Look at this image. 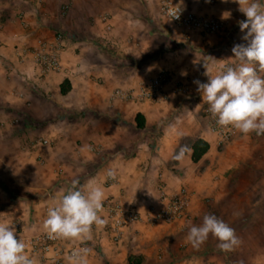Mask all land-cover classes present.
I'll use <instances>...</instances> for the list:
<instances>
[{"label": "crops", "instance_id": "obj_1", "mask_svg": "<svg viewBox=\"0 0 264 264\" xmlns=\"http://www.w3.org/2000/svg\"><path fill=\"white\" fill-rule=\"evenodd\" d=\"M171 1L225 30L203 36L183 29L159 13L157 0H0V219L23 236L41 235L48 207L74 181L101 186L103 205L143 214L162 207L160 188L167 196L185 188L184 225L131 224L117 243L102 226L91 239H61L59 247L85 245L86 264H264V195L229 192L232 167L214 166L219 146L194 83L208 81L206 68L214 75L220 64L233 63L232 48L246 43L238 26L246 17L232 0ZM224 11L231 18L221 19ZM56 34L70 41L61 53L63 72L41 77L28 53ZM161 71L171 76L166 100L139 101L142 85ZM177 83L187 86L188 98L175 92ZM116 91L124 97H113ZM199 139L209 150L193 163L191 146ZM185 145L190 151L177 160ZM205 214L229 224L240 244L221 251L211 235L199 248L187 243L189 228ZM34 257L50 264L54 255Z\"/></svg>", "mask_w": 264, "mask_h": 264}, {"label": "clouds", "instance_id": "obj_2", "mask_svg": "<svg viewBox=\"0 0 264 264\" xmlns=\"http://www.w3.org/2000/svg\"><path fill=\"white\" fill-rule=\"evenodd\" d=\"M227 3L228 0H223ZM239 5V11L246 17L238 21L242 39L246 43L232 48L233 63H222L216 74L206 66V83L199 80L197 91L208 111L221 128L232 129L243 135L255 133L264 135V4L260 0H232ZM179 8L174 17L178 18ZM231 18L230 11H224L221 19ZM190 151L182 146L175 158L181 160ZM74 181L67 190H62L47 209L42 228L52 239L83 240L91 239L94 228L102 227L104 190L89 181L83 187ZM33 226L32 231H36ZM218 240L221 251L233 250L240 244L235 230L213 214H205L199 226L189 228L186 242L199 248L209 238ZM84 253L87 250H82ZM74 264H86L81 251L74 252ZM0 264H38L29 254L25 240L19 236L14 224L0 219Z\"/></svg>", "mask_w": 264, "mask_h": 264}, {"label": "built area", "instance_id": "obj_3", "mask_svg": "<svg viewBox=\"0 0 264 264\" xmlns=\"http://www.w3.org/2000/svg\"><path fill=\"white\" fill-rule=\"evenodd\" d=\"M218 1L219 0H208L212 5L216 4ZM157 5L159 13L164 18L183 29L196 31L203 36L217 35L225 30V26L220 21L213 18L198 16L173 3L171 0H157ZM178 8V18H175L174 15ZM20 20L22 22L21 25L25 27L26 25L22 21V17H20ZM102 20L105 22L106 18L104 17ZM105 29L110 30V27L107 25ZM69 44L70 41L68 38L62 34H56L53 42L47 43L42 40L37 41L35 48L28 54L31 55L32 64L39 70L41 77L51 73L63 72L61 53ZM20 60L23 61L22 57ZM20 77L25 81L30 80L27 74H22ZM170 82L171 76L168 72H159L147 83L142 85L137 93L138 100L141 102L166 100L165 86ZM174 90L180 97L184 99L188 98L189 90L186 85L177 83L174 85ZM113 97L122 98L124 95L116 91ZM201 116L206 122L208 130L216 137V142L219 147L232 141L240 134L238 131L218 126L211 117L207 104L203 106ZM43 144H46V141H43ZM108 182L113 183V179L109 177ZM159 191L160 199L163 201L162 207L156 211L150 209L144 214L136 210L133 206L124 208L109 201L104 203L103 207L106 210V217L104 219L106 223L103 225V231L108 233L110 241L113 243L120 242L123 230L131 224L144 223L149 226H154L161 223L170 226L175 224L184 225L188 221V209L190 204V195L188 191L185 188H181L179 193L174 196H167L162 188H160ZM19 236L25 240L30 255L44 256L48 253H52L54 257L53 260L50 261V264H64L63 256L71 258L73 253L77 251H81V254L85 255L86 253L82 250H87L85 245H75L68 251H62L59 247L61 239L49 238L45 232L35 237H26L17 233V238H19Z\"/></svg>", "mask_w": 264, "mask_h": 264}, {"label": "rangeland", "instance_id": "obj_4", "mask_svg": "<svg viewBox=\"0 0 264 264\" xmlns=\"http://www.w3.org/2000/svg\"><path fill=\"white\" fill-rule=\"evenodd\" d=\"M213 160L214 166L232 167L226 174H230L231 180L233 179L229 192L264 195V135L239 134L220 146ZM179 241L180 239L176 240Z\"/></svg>", "mask_w": 264, "mask_h": 264}, {"label": "trees", "instance_id": "obj_5", "mask_svg": "<svg viewBox=\"0 0 264 264\" xmlns=\"http://www.w3.org/2000/svg\"><path fill=\"white\" fill-rule=\"evenodd\" d=\"M61 93H66L64 87L61 88ZM135 123L137 128H143L142 117L140 115H136ZM209 150V145L203 140H196L191 146V161L193 163L198 162Z\"/></svg>", "mask_w": 264, "mask_h": 264}]
</instances>
